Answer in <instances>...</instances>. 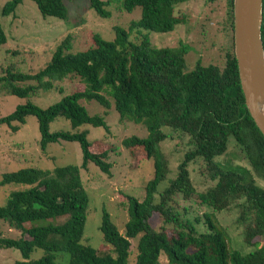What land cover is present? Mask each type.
I'll list each match as a JSON object with an SVG mask.
<instances>
[{"label":"trees","instance_id":"trees-1","mask_svg":"<svg viewBox=\"0 0 264 264\" xmlns=\"http://www.w3.org/2000/svg\"><path fill=\"white\" fill-rule=\"evenodd\" d=\"M40 15L66 21L68 12L64 0H30ZM190 0H123V9L131 13L141 9V18L130 30L170 33L185 22L175 16V6ZM211 3L216 0H208ZM98 17L106 19L108 12L101 0H88ZM22 0H11L0 10L3 17L12 15ZM231 31V50L225 55L222 70L214 66H197L184 73L187 48L156 49L146 36L139 44L128 40V33L114 27L115 38L104 41L93 34L88 48L78 54H68L70 37L59 45L50 61L35 74H20L7 69L0 77V95L27 99L36 90L51 91L53 82L67 77L78 78L83 88L64 97L59 103L40 109L27 101L14 112L0 118L4 125L18 132L14 123L24 125L28 116L38 124L39 147L45 152L49 144L75 142L82 153L81 169L89 163L110 176L111 165L101 144L92 146L87 132L50 133L49 126L57 118L70 122L75 130L82 125L109 131L103 118L89 116L81 100L93 101L105 109L111 102L120 122L142 125L148 135L144 139L129 137L121 145L137 156L152 161L153 178L145 186L144 199L132 196L127 200L128 221L121 235L102 211L99 231L109 247L98 252L81 244L89 197L83 188L79 168L56 167L53 170L26 168L1 176L0 186L23 185L24 190L11 192L0 207V221L18 230L19 239H1L0 249L18 250L22 262L13 264H54L55 254H68V264H128L130 240L138 238L135 264H161L163 254L168 264H264V137L250 117L240 87L237 62L233 50V0H227ZM7 39L0 24V46ZM261 41L264 50V0H262ZM33 82L36 85L28 84ZM187 138L188 150L177 166L176 177L168 181L161 192L158 187L167 180L168 161L160 145L169 136L162 129ZM171 135V134H170ZM232 138L248 168L221 165L216 160L227 152ZM99 150V151H98ZM103 150V149H102ZM201 162L202 175L212 185L197 192L191 182L189 165ZM191 204L215 212L235 205L237 223L243 226V240L248 246H258L242 255L229 252L227 235L211 213L193 215ZM214 218V219H213ZM156 219L157 224L152 220ZM28 238V239H26ZM34 249L44 255L37 261L28 259Z\"/></svg>","mask_w":264,"mask_h":264},{"label":"rangeland","instance_id":"rangeland-1","mask_svg":"<svg viewBox=\"0 0 264 264\" xmlns=\"http://www.w3.org/2000/svg\"><path fill=\"white\" fill-rule=\"evenodd\" d=\"M9 1L11 0H0V10ZM101 1L105 3L104 10L109 14L106 19L97 16L89 7L88 0H64L68 12L66 21L52 17L43 18L30 0H22L10 16L3 17L0 14V24L7 39L6 43L0 46V77L7 69H13L20 74H35L42 70L68 36L70 46L67 53L71 55L84 52L90 45L93 34L99 35L106 42H112L115 38L114 27L125 30L132 44H139L141 36H146L156 49H175L180 45L185 46L187 52L184 57V73L193 71L198 65L214 66L220 70L224 68L225 55L231 50L232 37L227 0H216L214 3L208 0H190L177 4L174 8L175 16H184L185 22L177 25L172 32L165 34L130 30V25L140 20L141 9L136 7L131 13H127L123 9V0ZM28 84L36 85L30 82L20 86ZM82 88L81 81L71 76L53 82L51 91L38 89L27 99L1 94L0 118L10 115L18 105H23L27 101L40 109H47ZM109 101L110 109H105L93 101L79 102L89 116H99L104 119L109 128L108 132L103 128H94L90 125H82L73 130L70 122L63 118L55 119L49 126V132H87V140L92 146L101 143L104 146L101 147V152L106 153V160L111 165L110 176L103 174L91 163L86 169H81L82 153L75 142L59 141L49 144L45 152H42L39 147L38 124L33 116H28L24 125L14 123L13 127L19 128L16 133L4 125L0 126V179L3 174L26 168L48 171L62 166L79 168L83 188L89 197L81 244L98 252L109 249L104 244L99 231L102 211L107 212L118 232L124 235V228L128 221L125 196H132L141 202L145 196V186L153 178L152 161L142 158L134 167L133 159L135 160L137 156L131 155L121 145L123 139L129 137L146 138L148 135L146 129L142 125L131 122H120L112 101ZM162 131L169 136L160 145V149L167 158L170 172L167 180L159 185V192L167 187L169 180L176 177L177 166L188 150L186 137L180 136L179 133H172L166 128ZM216 161L221 165H240L248 168L240 154V149L232 138L228 140L227 152ZM188 170L192 185L197 192H204L212 185L201 173L203 170L201 162L190 164ZM256 185L264 188V182L259 179H256ZM24 189L23 185L0 186V207L5 204L11 192ZM183 205L191 206L193 215L206 212L213 214L217 224L226 232L229 252L237 251L246 255L261 244L260 238L255 240L259 242L258 246H248L244 243L243 226L237 223L238 211L235 205L226 211L215 213L203 207ZM152 222L157 224L156 219ZM20 237L18 230L11 229L7 223L0 221V240ZM137 242L138 238L130 240L128 264L136 262ZM43 255L42 250L34 249L28 261H37ZM22 261L18 250L0 249V264ZM68 262V254L62 252L55 254L54 264H68ZM159 262L168 264L163 254L160 255Z\"/></svg>","mask_w":264,"mask_h":264},{"label":"water","instance_id":"water-1","mask_svg":"<svg viewBox=\"0 0 264 264\" xmlns=\"http://www.w3.org/2000/svg\"><path fill=\"white\" fill-rule=\"evenodd\" d=\"M262 0H233V50L245 107L264 137Z\"/></svg>","mask_w":264,"mask_h":264}]
</instances>
